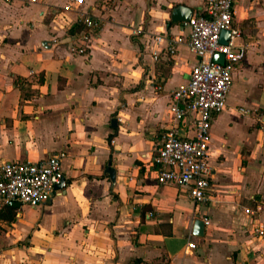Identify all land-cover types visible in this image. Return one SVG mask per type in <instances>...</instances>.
Returning a JSON list of instances; mask_svg holds the SVG:
<instances>
[{
	"label": "crops",
	"instance_id": "crops-1",
	"mask_svg": "<svg viewBox=\"0 0 264 264\" xmlns=\"http://www.w3.org/2000/svg\"><path fill=\"white\" fill-rule=\"evenodd\" d=\"M67 1L0 0V164L67 153L66 185L46 204L0 200V264H264V0H235L249 48L212 121L199 204L159 181L155 156L199 59L171 12L202 13L206 1L85 0L102 24L83 55L68 50L83 25ZM181 127L193 135L189 118Z\"/></svg>",
	"mask_w": 264,
	"mask_h": 264
},
{
	"label": "built area",
	"instance_id": "built-area-1",
	"mask_svg": "<svg viewBox=\"0 0 264 264\" xmlns=\"http://www.w3.org/2000/svg\"><path fill=\"white\" fill-rule=\"evenodd\" d=\"M11 1V0H5ZM36 2L39 0H29ZM204 12L193 14L181 24L187 28V45L198 56L189 79L173 92L168 113L171 123L156 149L159 164L158 179L188 188L190 198L197 204L206 201L213 176L210 163L212 121L215 114L227 105L233 72L247 55L249 43L238 42L242 31L234 25L235 0H205ZM85 0H68L64 11H75L83 25L80 34L69 45L71 54H86L94 40V32L101 28L100 18L83 8ZM230 30L226 43L220 41L221 32ZM163 38L156 36L159 42ZM179 36L168 39L166 49L175 54ZM220 52V63L213 59ZM245 114L249 109L241 108ZM190 119L193 135H181V123ZM67 153L55 151L45 160H6L0 164V200H18L32 207L46 204L52 198L55 185L64 177L63 162ZM249 211V209H246ZM206 223L208 221L206 220ZM189 246L195 247L190 242Z\"/></svg>",
	"mask_w": 264,
	"mask_h": 264
},
{
	"label": "water",
	"instance_id": "water-1",
	"mask_svg": "<svg viewBox=\"0 0 264 264\" xmlns=\"http://www.w3.org/2000/svg\"><path fill=\"white\" fill-rule=\"evenodd\" d=\"M194 12V9L190 6L184 5V4H179L175 7H173L172 12H171V20L174 23H179L182 21H187L190 19V17L192 16ZM230 35V30L229 29H225L221 32L220 35V41L222 43H226L227 39L229 38ZM213 59L215 61H218L220 63L224 62L225 56L223 53L217 52L214 54ZM110 173L112 178L115 176V171L114 169H110ZM66 185L65 179L62 178L61 181L55 185V188H63ZM12 205H16L19 206L21 204V201H11ZM205 232V225H204V221L200 218H197L194 221V233L196 235H204Z\"/></svg>",
	"mask_w": 264,
	"mask_h": 264
},
{
	"label": "rangeland",
	"instance_id": "rangeland-1",
	"mask_svg": "<svg viewBox=\"0 0 264 264\" xmlns=\"http://www.w3.org/2000/svg\"><path fill=\"white\" fill-rule=\"evenodd\" d=\"M109 2H108V4L111 2V0H108ZM112 4V3H111ZM82 29H83V27H82ZM25 205V204H24ZM24 205H23V207H24ZM29 206V205H28ZM31 207V206H30ZM33 208V207H32ZM28 212H30V211H28ZM22 215V214H21ZM27 241H28V239L25 237L23 240H20V242L21 243H23V244H27Z\"/></svg>",
	"mask_w": 264,
	"mask_h": 264
}]
</instances>
